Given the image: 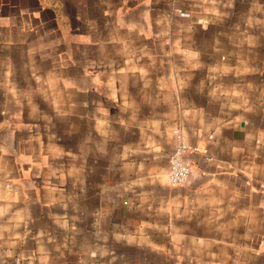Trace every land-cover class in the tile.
Listing matches in <instances>:
<instances>
[{"label": "crops", "instance_id": "1", "mask_svg": "<svg viewBox=\"0 0 264 264\" xmlns=\"http://www.w3.org/2000/svg\"><path fill=\"white\" fill-rule=\"evenodd\" d=\"M227 3L0 0V264H264V0Z\"/></svg>", "mask_w": 264, "mask_h": 264}, {"label": "clouds", "instance_id": "2", "mask_svg": "<svg viewBox=\"0 0 264 264\" xmlns=\"http://www.w3.org/2000/svg\"><path fill=\"white\" fill-rule=\"evenodd\" d=\"M208 3H211L212 5H215L217 3V0H202V4H208ZM231 4H232V0H228L227 5H225V6L226 7H231ZM255 10L264 12V8L255 9ZM176 14L179 15V16H182V17H186V16H190L191 15L190 13L182 12L179 9H176ZM200 22L201 23H205V26H206V22L205 21H200ZM261 23H264V21H255L254 20V21L250 22V26L252 24H261ZM192 67H195V65H192ZM211 79L213 81H215L216 77L213 76V77H211ZM175 87L176 88L183 87V84L182 83H177L175 85ZM238 87L239 86L234 87L232 89L224 90L221 87H218L215 84H212L210 86V90L207 93V95L209 97V100H208L209 105L215 103L218 100L226 98L228 100V104L227 105H223L224 107H227V106H230L232 108L241 107L242 106L241 104L233 103V99H237V100L244 99L243 90H239L238 91L237 90ZM248 87L251 88L250 85ZM115 96H116V91H115V89H113L112 93H111V97L113 99H115ZM126 107H127V105H126ZM247 110H251V109H247ZM176 114H177L178 117H180L181 123H182V121L184 119H189L193 115L191 110L185 111L184 106L181 103H178L176 105ZM177 135H179V134L177 133ZM3 151H4V149L0 148V152H3ZM156 151H157V153L161 152V150L159 148H157ZM179 155H180V153H177V157ZM173 163H175V161H173ZM189 171H191V169H186L184 171H181L178 175H172V180L174 182H177V183L182 182L181 178H186Z\"/></svg>", "mask_w": 264, "mask_h": 264}, {"label": "built area", "instance_id": "3", "mask_svg": "<svg viewBox=\"0 0 264 264\" xmlns=\"http://www.w3.org/2000/svg\"><path fill=\"white\" fill-rule=\"evenodd\" d=\"M200 152L199 148L197 146L189 145L187 144L183 138L180 135H177V141L174 148V151L169 156V170H168V179L170 183L174 186H183L187 183L191 176V171L188 172V175L186 178H181L180 183L174 182L172 180V175H178L181 171H184L186 169H191L188 164L184 161V156L187 153H198ZM177 153H180V155L177 157ZM175 161V163H173Z\"/></svg>", "mask_w": 264, "mask_h": 264}]
</instances>
